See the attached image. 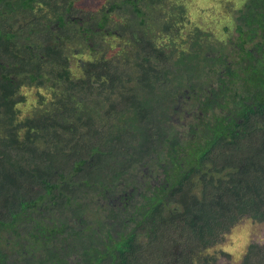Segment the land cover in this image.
Instances as JSON below:
<instances>
[{
  "label": "trees",
  "instance_id": "obj_1",
  "mask_svg": "<svg viewBox=\"0 0 264 264\" xmlns=\"http://www.w3.org/2000/svg\"><path fill=\"white\" fill-rule=\"evenodd\" d=\"M169 1L0 0V264H221L264 223V0L222 36Z\"/></svg>",
  "mask_w": 264,
  "mask_h": 264
},
{
  "label": "rangeland",
  "instance_id": "obj_2",
  "mask_svg": "<svg viewBox=\"0 0 264 264\" xmlns=\"http://www.w3.org/2000/svg\"><path fill=\"white\" fill-rule=\"evenodd\" d=\"M78 1L80 6L79 8H82V11H84V8H86L87 10H98L105 2V0ZM222 1L223 5L221 6L220 3ZM169 2L170 5L175 4L185 7L188 13V18H191V20H193L192 25H187L184 30V32L188 35L190 34V29L195 28L196 25V27L202 26V30H205L207 32L212 30V32L215 33L214 36H222L224 26L233 27V25L229 23L231 17L233 16L228 15L227 7L238 5V0L236 2L232 0H170ZM212 5L214 6L212 7ZM216 12L222 13V15L220 16H223V19H219L218 17L214 19L213 15H217ZM77 16L80 17L82 16V14ZM74 48L77 49L78 47ZM25 92L27 93L28 102L20 106L22 110V117H28L32 115L35 110H37L36 90L27 89ZM253 242L264 244V223L256 224L252 220H245L242 224L234 228L232 232L226 236L223 243L210 249L208 253L220 256L221 264H241L248 246ZM222 253H229L231 257H225L222 255Z\"/></svg>",
  "mask_w": 264,
  "mask_h": 264
}]
</instances>
